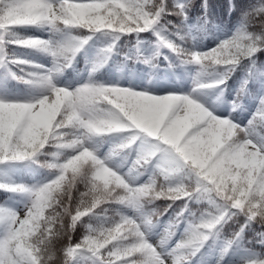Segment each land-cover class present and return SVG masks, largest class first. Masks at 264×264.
<instances>
[{
	"label": "snow or ice",
	"instance_id": "1",
	"mask_svg": "<svg viewBox=\"0 0 264 264\" xmlns=\"http://www.w3.org/2000/svg\"><path fill=\"white\" fill-rule=\"evenodd\" d=\"M190 6L191 0H184L168 12L167 0H0V66L29 65L23 59L7 60L9 44L48 53L56 61L70 60L92 38L68 35L72 29L92 34L155 31L160 46L170 49L184 64L198 67L196 83L200 88L222 85L243 60L255 64L253 58L264 50V38L244 29L206 52H189L164 37L157 29L162 16L167 13L187 20ZM260 14H264V4L255 11V15ZM26 27L45 28L68 38L64 42L21 38L15 30ZM111 51L109 47L105 53ZM29 66L43 69L42 65ZM218 66L225 69L223 76L212 83L201 79ZM60 67L55 63L54 69H43L47 73L44 75L26 73L32 77L27 80L8 68L13 78L44 89V95L28 102L0 99V165L35 163L49 146L72 150L73 154L59 162V153H55V162L42 165L57 172L42 186L0 184V191L31 197L24 216L0 207V226L4 229L0 264H51L56 258L54 240L65 237L67 244L60 249L62 264H75L85 253L93 264H191V258L201 251L213 231L232 216L243 214L249 221L264 220V136L256 132L257 127L264 128V96L244 128L230 118L214 115L188 95L157 96L91 83L75 90L58 87L53 78ZM259 76L264 78V71ZM248 83L244 81L241 94ZM73 131L79 135L68 139ZM121 133H131V142L140 140L149 146L136 160L138 168H144L157 153L164 154L168 167L161 174L165 183L157 184L152 179L133 186L131 180L108 165L107 158H99L92 147L94 138ZM181 173L194 177V186L172 184ZM78 184L87 190L74 206L72 193ZM158 199H207L217 214L205 212L203 217L208 219L202 217L199 223L190 225L187 238L166 250L174 232L166 230L154 245L148 236L154 213L143 212L145 203ZM106 204L126 205L140 216L129 218L117 212L118 220L99 228L88 225V234L74 244L72 233L78 224ZM61 207L62 212L58 210ZM66 219L70 220L67 225ZM233 243L235 240L228 242L229 248ZM251 264H264V259Z\"/></svg>",
	"mask_w": 264,
	"mask_h": 264
},
{
	"label": "trees",
	"instance_id": "2",
	"mask_svg": "<svg viewBox=\"0 0 264 264\" xmlns=\"http://www.w3.org/2000/svg\"><path fill=\"white\" fill-rule=\"evenodd\" d=\"M160 0H157L159 3ZM184 0H167L168 12L173 10L176 3H183ZM205 0H191V6L188 10V19L177 15L164 14L159 22V27L166 29L170 33L169 40L186 49L189 52H206L218 47L223 41L231 39L237 31L244 29L248 33L257 37L264 38V14L255 15L256 9L260 4H264V0H207V9L204 8ZM157 26V27H158ZM21 38H29L40 36L44 40H53L57 42L60 33H52L50 30L40 28L39 32L33 27L20 28L15 30ZM74 33L80 37L91 36L92 43L99 48H106L115 50L116 60L125 62L129 66H133L138 60L147 64H163L162 59L153 58L149 63L148 59L139 56L133 51V46L137 43L139 38L153 39L156 34L155 31H149L141 34H112V33H89L86 30L74 29ZM119 35L117 39L116 36ZM183 37V40L180 37ZM11 39L12 37H8ZM34 51L43 54L49 61L47 69H54L53 63L56 61L50 54L29 49L16 47L14 45H7L6 55L7 60L23 59L24 55ZM172 64L182 62L181 58L168 49ZM255 64L250 60H243L235 68V70L227 76L225 87L227 91V101L232 107L233 113L240 117L241 127L247 128L250 120L256 114L254 111V102L264 96V84L261 80L264 79L259 76L261 71H264V50L258 52L253 58ZM63 58L59 61L63 62ZM147 61V62H146ZM84 63V58H79L75 64L76 71L80 70ZM220 69L225 70L222 66ZM8 68L16 74L17 77H22L24 80L31 79L26 73H31L28 65H21L19 67L8 64L7 67L0 66V74H8ZM23 69V71H21ZM40 75L47 74L46 72L38 73ZM60 76L59 79H56ZM109 79L108 72L103 70L94 77L95 85H105ZM248 80L246 90L241 94L240 89L244 81ZM53 82L58 87H64L75 90L81 87L79 76L76 77L74 71H70L61 67L58 73L54 75ZM66 82V84L64 83ZM8 92L19 94L26 99L33 98L35 91H43L33 84H26L21 79L12 78L8 85ZM239 105V106H237ZM256 132L259 135L264 133V128L257 127ZM79 135L78 132L73 131V135L68 139L75 138ZM123 143L119 138L108 134L102 137H95L92 147L101 159L109 156L110 151L112 156L119 155V161L124 166L126 171L137 170L142 172L141 168L135 166V162L141 155L134 153L132 150L121 147ZM59 153V162H63L66 157L71 156L72 150H60L49 146L43 150V154L36 158L35 163L32 162H18L16 163L21 170V185L28 187H39L45 183L50 182L55 178L57 172L55 170L42 167L44 164L53 163V154ZM156 166V165H155ZM158 166V165H157ZM156 166V167H157ZM149 175L152 179L157 181V184L165 183L160 176L157 169L149 167ZM172 183V182H171ZM177 184V183H172ZM185 187L194 186V177L184 179L181 183ZM87 189L83 184H78L76 190L72 193L71 203L75 206L79 203L81 193ZM0 192V201L4 198ZM67 198H65L66 200ZM187 205V210L185 206ZM62 212V207L58 209ZM144 214H153V220H160L161 222H171L173 225L180 223L190 232V225L199 223L205 212H212L217 214L216 210L210 205L207 199H192L186 201L184 199L178 201H170L167 199H158L152 203H145L143 208ZM117 212L129 218H137L138 213L135 209L129 208L126 205L106 204L101 205L95 210V214L90 217H85L81 221L76 230L72 233V242L75 244L83 239L88 234V225L93 228H99L101 225L109 226L113 219H119ZM183 213V215H181ZM208 219L209 217H203ZM70 220L66 219L65 224H69ZM246 225V226H245ZM239 233L242 237L241 245L247 249H253L258 252V259H264V244H261V235L264 234V220L256 219L249 221L243 215L232 216L222 226H218L213 231L209 241H207L203 248L214 245L215 243H228L236 240V234ZM67 244V238H57L54 240V251L56 258L51 264H62L63 256L60 251ZM88 258V257H87ZM88 260L93 264V260Z\"/></svg>",
	"mask_w": 264,
	"mask_h": 264
},
{
	"label": "rangeland",
	"instance_id": "3",
	"mask_svg": "<svg viewBox=\"0 0 264 264\" xmlns=\"http://www.w3.org/2000/svg\"><path fill=\"white\" fill-rule=\"evenodd\" d=\"M76 2V0H72ZM35 30L39 31L40 28L33 27ZM158 28V27H157ZM161 34L167 39L170 38V34L167 30L160 28ZM68 35L77 37L73 33V29L68 31ZM157 40L146 41L141 40L135 47L134 51L140 53L144 57H164L165 62L170 60V55L166 47L160 46V39L156 35ZM68 36L62 33L57 42L66 41ZM83 39L82 37H78ZM106 49H100L91 44L89 40L87 44L70 60L65 61L67 68L73 70L74 63L79 56H83L86 63L83 67L81 73L82 86L85 84H93V77L95 74L103 69L109 70V80L110 86L115 87H125L130 88L134 91H145L148 94L163 96L168 94L176 95H188L190 98L196 100L200 103L206 110L212 112L221 118H230L233 122L238 124V120L232 117L231 110L225 101V88L224 83L213 88H200L196 83L197 73L199 71L198 67L195 65L180 64L177 66H165V67H151L142 66L141 70L136 67L129 68L126 63L115 62L116 57L114 51L110 53H105ZM107 57V58H105ZM30 65H42L45 69L44 64L46 63V58L39 55L38 53L30 52L25 55L24 60H28ZM59 63V62H55ZM54 63V67H55ZM61 65V63H59ZM30 69L33 73H38L44 71L43 69H38L31 67ZM217 73L214 77H202L201 79L207 83H212L216 79L223 76L224 71L219 69H214ZM226 78V77H225ZM10 79L9 76H0V99L6 102L19 101L28 102L44 95V91L36 92L34 99H22L21 97L13 98L12 94H6L5 88ZM153 89V90H152ZM222 93V95H221ZM259 108V103L256 104V110ZM240 125V124H239ZM117 137L121 138L125 144H131L130 147L136 153L142 154L147 151L149 146L144 144L142 141L137 140L134 143L130 141L129 137L131 133H121L115 134ZM151 161L161 163L162 170L168 167L166 157L162 153H157L155 157L151 158ZM108 165L114 170L125 176L128 180H131L132 185L142 186L147 184L151 179L147 176L146 172L142 174L125 172L123 167L118 162L117 158H113L108 162ZM19 168L11 164L0 165V184H17V178L19 176ZM163 176V175H162ZM189 177L185 173H181L179 176L174 178L172 182H180L183 178ZM7 198L0 204V207H4L8 210L15 211L18 215L24 216L26 213V208L30 207L31 197L26 193H12L6 192ZM154 226L148 233L149 241L151 243L158 244L159 241L164 237L166 230H171L174 232L172 239L165 246L166 250L175 247V245L186 239L188 234L182 228H173L171 224H162L159 221H153ZM4 234L3 226H0V236ZM261 243L264 242V234L261 235ZM228 251L225 253V249ZM87 253L83 257L78 258L75 264H91L88 260ZM257 259V253L252 250H244L240 246V241L232 244L229 248L228 245H219L207 251H200L196 256L191 258V264H251L252 261Z\"/></svg>",
	"mask_w": 264,
	"mask_h": 264
},
{
	"label": "clouds",
	"instance_id": "4",
	"mask_svg": "<svg viewBox=\"0 0 264 264\" xmlns=\"http://www.w3.org/2000/svg\"><path fill=\"white\" fill-rule=\"evenodd\" d=\"M215 68L209 69L208 73L206 74V77H214L217 75V73L214 71ZM211 88V87H210ZM222 95V93H221ZM154 201H149V203H152Z\"/></svg>",
	"mask_w": 264,
	"mask_h": 264
},
{
	"label": "bare ground",
	"instance_id": "5",
	"mask_svg": "<svg viewBox=\"0 0 264 264\" xmlns=\"http://www.w3.org/2000/svg\"><path fill=\"white\" fill-rule=\"evenodd\" d=\"M153 90V89H152Z\"/></svg>",
	"mask_w": 264,
	"mask_h": 264
}]
</instances>
